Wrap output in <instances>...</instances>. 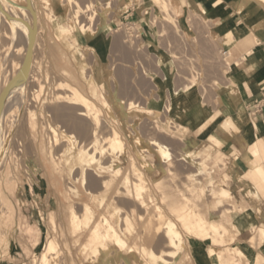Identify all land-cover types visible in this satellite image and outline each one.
Returning a JSON list of instances; mask_svg holds the SVG:
<instances>
[{
	"label": "bare ground",
	"instance_id": "1",
	"mask_svg": "<svg viewBox=\"0 0 264 264\" xmlns=\"http://www.w3.org/2000/svg\"><path fill=\"white\" fill-rule=\"evenodd\" d=\"M115 1L125 2L126 7L122 9L123 11H126L132 3V0H107L104 1L105 3L102 0H0V56H3L4 60L9 58L11 61L10 66L9 63L7 64L9 67L6 65L8 73L10 71L9 75L4 74L6 76L4 87L8 86L5 90V98L6 103L10 99L14 102L15 108L19 107L20 114V122L13 130L14 133L6 137L1 130V125L7 119L6 121H10V127L15 126L14 109L9 108L10 111L2 113L0 110V175L3 172L1 169L6 165L5 158L12 144L20 149L22 157L36 150H30V148L37 144L39 138L37 127L41 123L46 125L47 135L44 134L50 142L52 141V146L49 145L50 148L47 151L48 159L53 166L52 172L50 171L51 182H49L59 191L61 200L68 204L72 233H76L80 226L85 224L87 236H89L88 244L94 249L95 254L104 253L103 264H113L114 255H111L108 239H111L120 249L117 263L121 259L123 264H141L143 260L144 264H175L176 257L184 244L183 236L193 237L202 242L209 241L208 254L211 257L216 255L220 264H240V261L236 259L231 261L228 256L230 251L236 252L241 258L247 256L241 246L230 247L234 236L232 228H237L232 221L233 213L240 214L244 206L235 200L232 189L227 186L231 179L230 172L225 170L228 155L221 149L239 153L246 149L243 160L248 164L249 169L244 173V177L254 185L258 193L264 196V134L261 132V125L253 120L248 108L249 96L259 92L258 86H263L264 82L256 84L260 81L254 78V72L258 70L257 63H253L248 68L253 71L251 76L254 81L247 79L236 82L235 75L237 72L235 66L246 61L261 43L257 41L254 32L245 31L239 27L238 22H233L229 18L230 13L223 6L224 0H216L210 4V10L213 12L207 8L208 0H200L199 10L204 13L209 11L212 16L220 15V18L217 15L219 19L217 18L218 20L214 23L219 30H209L208 38L214 41L213 44L217 49L224 47L223 43L230 47L229 50L219 52L214 45L210 46V49L212 47L215 52L218 51L217 54L214 53L215 56L218 55L217 57L213 55L216 59L218 58L215 60L220 68L217 77L219 80L226 78L228 81H225L228 83L224 84L220 81L222 82L220 84L218 80H215L212 85L209 82L214 90H218L216 103L212 101L213 99L210 100L217 105L213 108L212 103H206L209 101L206 96V102L202 99L204 91L211 92L207 91L211 89L204 81L206 68L201 65L202 62L194 65L191 61L192 65H189V61L188 63H184L185 60L179 62L173 59L175 56L168 57L158 53V59L155 60L156 67L164 73L165 77L174 76V68L177 65L176 63L174 65V61L184 63H182L183 69L181 68L183 83L180 82L183 89L181 94L175 93L174 100L177 108L174 110V116L182 119L188 113L193 115L192 128L180 123L167 126V113H172L173 103H169L168 99L165 109L160 107L162 99L161 96L153 97V94H157L158 91L155 88L153 90L152 83H147L152 86L151 94L146 90L144 91L148 94L140 93L144 88H148L145 81H154L151 70L149 71L150 66L147 69V63L140 64L141 57L136 58L140 59V63L130 56V59L135 62L121 57L116 58L117 56L113 62L110 59L113 65H119L116 76L113 75V71H109V77L114 80V84L111 85L100 75L101 58L95 48H82V45H76L87 32L90 40L100 30L119 31L118 27L122 26L117 20L120 6ZM136 1L144 17L149 16L151 10L152 12L154 10L153 13L156 16L152 15L155 18L161 17L164 20L161 21L165 22L166 18L163 19V12H165V15L168 14L167 22L174 24L171 25L172 28L173 26L178 28V34L183 31L187 36L189 35L187 34L189 25L185 21L184 14L186 0ZM227 1L232 2L233 8L242 13L243 19L256 30H264V0ZM106 12L115 13L111 23L101 18V15ZM222 13L224 15H221ZM155 22L154 20L153 24ZM167 22L163 25H167ZM203 23L206 24V22ZM113 24L114 27H112ZM149 24L151 25L152 21ZM51 29L54 30V35ZM125 32L124 35L127 36ZM118 34L114 36L118 38ZM163 34L161 36H164ZM216 35H219L217 38L221 39L220 42L217 41ZM128 38L118 42L116 40L117 51L124 55L135 50L136 46L137 54L141 52L144 47L135 41L132 43L135 42L138 45L129 44ZM185 38L187 40V37ZM197 47H200V44ZM90 55L92 58H87ZM126 57L128 58L127 55ZM71 58L76 61L80 59L82 62L81 78L71 71L72 68L64 65L69 64ZM87 59H92V62L88 63ZM50 60L56 63L57 68L45 72L44 63H50ZM152 64L151 62L153 67ZM88 66L95 71V74L87 72ZM139 67L142 75L139 73ZM242 70L246 76L249 75V70L244 67ZM138 74L145 82L143 85L146 84L143 89L139 86ZM217 77L215 76L214 79ZM173 79L175 81V78ZM178 86L176 83V88ZM139 87L142 89L140 92H138ZM235 87L240 96L238 103L230 96V91ZM125 93L126 95L131 93L134 97H125ZM234 108L235 113L229 114ZM221 117L226 118L225 122L215 128V123ZM192 129L196 131V135L207 134L208 136L209 143L197 153L198 161L194 157L195 152L187 148L190 143L196 145L198 142V139L191 137L188 139L185 136ZM193 135L196 137L195 134ZM211 144L219 148L215 155L212 153ZM15 146L12 149H15ZM12 151H10L11 154ZM19 157L22 158L20 155ZM23 160L22 158V162ZM210 160H213L215 166L223 172L218 181L203 184L206 177L203 178L200 175L199 169L195 168L196 171H194L192 168L199 165L207 172L205 176L210 175V171L213 170L209 166ZM15 165H17L16 162ZM181 169H185L187 173L183 174ZM181 173L182 176L185 175L184 178L181 177ZM3 178L2 181H6ZM9 179L7 178V181ZM29 181L30 190L34 192V183ZM2 190L3 188L0 187V221L6 210L4 206H12H9V199L5 197L6 194L4 195ZM248 215L250 216V213ZM27 231L31 236H36L32 226H28ZM250 231L256 232L255 236L251 237L252 244L264 241L263 225H252ZM1 232L3 230L0 229V234L4 237ZM127 236L134 239L132 244L128 242ZM154 237H159L157 239H161L160 242L164 241V246L160 243L164 248L160 244H158L160 249H155V245L153 248L150 247L149 242ZM2 241L0 238V257H3ZM46 245L47 251L40 255L39 264H53L55 257L52 255L58 254L57 240L51 239ZM124 251L135 254V263H132L131 257ZM185 256L188 254L180 256L183 258L179 259V264H195L194 260ZM252 264H262L260 253H256Z\"/></svg>",
	"mask_w": 264,
	"mask_h": 264
},
{
	"label": "rangeland",
	"instance_id": "2",
	"mask_svg": "<svg viewBox=\"0 0 264 264\" xmlns=\"http://www.w3.org/2000/svg\"><path fill=\"white\" fill-rule=\"evenodd\" d=\"M104 1L106 2L107 0H102V2H104ZM186 1L187 2H186V7L184 8V11H185L184 14L186 17L185 21H187V24L189 25L188 33H187V34H189L188 36L183 31H182L183 33L180 32L181 34L180 33L178 34V31H177L178 28L176 26H173V28H172L171 25H174V24H172V23L170 24L169 22H167V20H166L167 16L166 15H168V14L165 15L164 14L165 12H163V19H165V18L166 19H165V22H162L164 20H162L161 17H159V18L154 17V16H156L153 13L154 10H153V12L151 10L149 16L144 17V15L140 12L139 4L137 3L136 0H132L131 4L133 6H131V4H129L126 11L122 10L123 8L126 7V4L124 1L123 2L122 1L121 2L115 1V3L118 6H120L119 10H118L119 14L117 15V20H119V23L122 24V26L120 25V27H118V28H120L119 29L120 32L118 31L119 34H118V32H114V30L113 31H110L109 29L100 30L94 38H91L89 40V34L87 32V33L83 34V38L81 40H79L76 45H78V46L82 45L83 46L82 48H88V47L89 48L90 47L95 48L96 53L101 58V74L100 75L103 79L109 81V83L111 85L114 84V80L112 77H109V71L110 70L113 71V73H114L113 75L116 76L117 71L119 69V65H117V64L113 65V63H111L114 61V58L116 56H117L116 58L121 57L124 60L127 59L130 62H135V61H133V59L136 60L137 62H139V60L141 59L140 60L141 63L139 62L140 64L146 65V63H147L146 67H148L147 69H149V66H150L149 71L151 70V73H152L151 75H152L154 81L153 82L152 81L151 82L145 81V82H146V84L152 83L151 85L154 86L153 90L155 88V90L158 91L157 94L155 93L156 96L153 94V97L161 96L162 102L160 104V107H163V109H165L164 107L166 104H168V102L173 103L172 113H167L168 120H167L166 125L172 126L174 123H180V124H183V125H186V126H189L190 128H192V121H193L192 113H188L182 119H178L174 116V114H175L174 110L177 108V105L175 104V100H174L175 95H176L175 93L179 92V94H181L182 89H183V85L180 86V84L183 83V78L181 79V76H183L181 68L183 69V64L188 63V61H189V63H188L189 65H192V64L197 65L198 63L202 62L201 65H203L204 68H206L205 69V73H206L205 79L206 80H204V81H205V83H208L207 86H208V88L211 89V90H207V91H211L210 93H208L206 91H204L203 93L201 92L202 97H203L202 99L206 102V98H208L209 101L207 100L208 102H206V103H212V101L215 102L216 101V94H217L218 90H214L212 88L213 87L212 86L213 81L218 80V82L220 84H222V82H220V81H223V83L225 84V83H228V82H226L228 80L226 78H223V80L222 79L219 80V77H217V76H219L218 72L220 73V70H219L220 68L217 65L218 63H216V60L218 58L217 59L215 58L218 55L215 56L214 53L217 54L218 51L220 52L223 50H229L230 47L225 45V43H223L224 47H221L222 49L221 48L217 49L216 46L213 44L214 41L212 42V40L210 41V39L208 38V36H209L208 31L209 30H211V29H214L215 31L219 30L217 25H214V23H215V21H217L220 18V15L217 14L219 17L218 18L216 14H215L216 16L215 15L212 16L209 11L204 13L201 10H199L198 2L200 0H186ZM214 1H216V0H208L209 4H208L207 8L209 10L211 9L210 4H212V2H214ZM252 3H255V2L252 1ZM223 6H226L228 8V11L230 10L229 11V13H230L229 18L233 22H238V24H241L239 18L237 17V14L240 12L236 11L233 8V3L229 2L227 0H224ZM233 10H235L237 12V14H233L231 12ZM211 12H213V11H211ZM110 13H111V15H110ZM110 13L109 12L103 13L101 15V18H105L109 23H111L113 21V16L115 15V13L114 12H110ZM166 13H168V12H166ZM169 13H172V12H169ZM195 13H196V15H195ZM221 15H224V14L222 13ZM107 16H109V17H107ZM191 16H192V18H191ZM153 19L156 21L155 24H153V22H154ZM151 21H152L153 26H152V24L151 25L149 24V22H151ZM157 21H160V22H157ZM147 22H148V24H147ZM166 22H167V25H165L166 28L168 27L170 29H166L165 26L163 25V24H166ZM203 22H206V24ZM123 25H124V27H123ZM112 27H114V24L112 25ZM159 27H161V28H159ZM174 27H175V29H174ZM125 29H126V32H125ZM164 29H166V30H164ZM122 30H124V31H122ZM167 30H168V32H167ZM174 30H176V31H174ZM162 31H163V33H165L166 35L168 34V35L167 36L164 35L162 33ZM246 31L250 32L248 30H246ZM51 32L54 35L53 29H51ZM121 32H123V33H121ZM124 32L129 38L124 35ZM113 33H115V34H113ZM116 34H118L117 35L118 38H116V36H114ZM162 34L164 36H161ZM182 34H184V35H182ZM113 36L115 38H113ZM202 36H204V37H202ZM185 37H187V40ZM217 37H219V35H216V38ZM256 37H257V35H256ZM126 38H128L131 41V42L128 41L129 44H134V45L140 44L142 47L146 48L145 51H144V48L141 49V52L140 51L138 52V54H140V55H138L137 51H136V49H137L136 46H135L136 49L134 48L135 50H131L130 52H128L124 55L120 51H117L118 49L116 48V43L118 41H122L123 39L126 40ZM194 39L195 40L197 39L196 42ZM111 40H112V42H111ZM116 40H117V42H116ZM133 41H135L138 44H135V42L132 43ZM217 41L220 42L221 39L217 38ZM257 41L261 44H259L257 49H255L256 53L252 57L257 56V57L263 58L264 57V41H260L258 37H257ZM173 42H175V43H173ZM186 44H187V46H186ZM189 44H191V45H189ZM197 44L198 45L200 44V47H197L198 46ZM134 45H133V47H134ZM202 45H205V46H202ZM212 45H214L215 46L214 48H216L218 51L216 50V52H215V50L212 48L213 47ZM210 46H212L211 47L212 50L210 49ZM133 51H135L136 53ZM170 52H172V53H170ZM174 52H176V53H174ZM180 52H181V54H180ZM206 52H208V53H206ZM134 53H135V55H134ZM144 53H146V54H144ZM151 53H154V54H151ZM158 53H163L168 57L169 56L170 57H172V56L176 57L177 56L176 58H178V59H176L175 57L173 59H175L176 61H179V62H180V60L181 61L185 60L184 63L182 62L183 64L177 63L176 61H174V65H175V63L177 65H175L174 76L172 78L165 77L164 73L162 71L160 72V70L157 69L155 60L158 59ZM141 54H142V56H141ZM209 54H210V56H209ZM126 55L128 56V58L126 57ZM133 55L135 57H133ZM124 56L126 58H124ZM129 56L133 59H130ZM152 56H154V58ZM178 56L180 57V59ZM137 57H139V58L141 57V58L136 59ZM142 57H143V59H142ZM208 57H210V58L213 57L214 59L213 58L212 59L214 60L215 63L212 61V59H210ZM87 58H92V57L90 55ZM4 59L5 58H3V56L2 57L0 56V96L2 95L0 97L1 98L0 99V110L2 113V112L10 111L11 109H14L13 110L14 120L16 121L14 123L15 126H11V127H10L11 124H9L10 121H6L7 119H5L4 122H2L1 130L4 133V136L7 137V135L13 134L14 133L13 130H15L17 128L18 122H20L19 121V119H20L19 115L20 114L18 111L19 107L15 108L13 101H11L9 99L10 102L8 101L6 103L7 99L5 98V93H6L5 90L7 89L8 86L5 85V87H4V84H5L4 78H6V76L9 75V73H10V71H9V73L7 71L8 70L7 64L9 63V66H10L11 61L9 58L7 60H4ZM110 59H111V62L109 61ZM144 59L146 60V62H144L145 61ZM247 59L248 60H246V61H242V64L240 63L239 66H235V71H237L235 74L236 75V82H241V81H244L247 79L248 80L251 79L250 81H254L252 79V76H251L253 74V71L248 69L253 65V63L247 64V63L251 62V60H250L251 57L250 58L247 57ZM91 60L87 59L88 63H91L92 62ZM210 60H211V62H210ZM191 61H193L192 64H190ZM109 62L112 66L109 64ZM151 62L153 63L152 64L153 67L151 66ZM50 63H51V65H50ZM50 63L49 62L44 63V66H45L44 71L45 72L52 70L53 68L54 69L57 68L55 62L53 63V61L50 60ZM257 64H258V69H259L260 64L259 63H257ZM64 65L67 66V68H72L71 71L73 73L77 74V76H79L80 78L82 77V74H81L82 62L80 61V59L78 61H76V60H73L71 58L70 63L64 64ZM90 66H91V64H90ZM90 66L87 67L88 68L87 72H89V74H95V71L91 70ZM242 67L249 70L248 71L249 75H247V76L245 75V73L242 71ZM5 68H7V69H5ZM176 68L179 69L180 71L177 70ZM140 69L141 68L139 67L138 68L139 73H140V71L142 73V70H140ZM214 69H217L219 71H217V70L215 71ZM2 70H3V72H2ZM157 70H159L161 75L159 74V72ZM211 70H213L214 72H217V74L213 73ZM4 74L6 76H4ZM140 74H138L137 77H140L139 86H142V89H143L146 84L143 85L145 82H143L144 80L141 79L142 76H139ZM176 74H177V78H176ZM212 76H213V78H212ZM215 76L217 78L214 79ZM178 77H180V78H178ZM222 77H223V75L221 74V78ZM173 78H175V81ZM178 80H180V81H178ZM257 80L258 79H256V81ZM260 82H264V80H260L259 82H256V84H259ZM140 83H142V85H140ZM176 83L179 85L178 88H176ZM150 84H147L148 86L146 85V87H148V88H144L143 92L141 91L142 90L141 87H139L138 92L141 91L140 93H143V94H148V93L151 94L153 91L151 92L152 86ZM149 85L151 88L149 87ZM210 85H211V87H210ZM263 86H258L259 92L253 93L248 98L249 111L252 115L253 120H255L257 123H260V121H261L260 114L264 113V88H263ZM144 90H146L148 93H146ZM131 93H127L128 95H126V93H125L124 96L125 97H127V96L134 97L133 95H131ZM213 93L215 94V96H212V95H214ZM205 96H206V98H205ZM230 96L234 99V101H236V103L239 102L240 96L238 94L237 87H235L234 89H232L230 91ZM214 97H215V99H214ZM211 99H213V100L210 102ZM167 100H168V102H167ZM215 103L211 104V106L213 108L217 107V105ZM9 108H11V109L8 110ZM235 111L236 110L234 108V109H232V111L229 114H231V113L234 114ZM17 117H18V119H17ZM225 120H226L225 117L219 118L217 120V122L215 123V128H217L221 123H224ZM45 126L46 125H43L41 123L38 124L37 131L39 133L37 132V134H38L39 138L37 140V144L34 147L30 148V150L36 149V150H32L33 152L31 151L33 154L30 152V154H32V155H30L28 153L26 156L22 157V154H20V152H21L20 149L18 147L16 148V146L14 144H12L10 146L11 149H9V152L5 158V162H6L5 164L6 165L1 169V171H3V172H1L2 176L0 175V184H2V183L3 184L0 185V187H1V189L3 188L2 191H4L3 192L4 195L6 194L5 197L7 196V199H9L8 200L10 203L9 206L12 205L13 208H12V206L11 207L4 206L5 207L4 209H6L7 211L5 210L3 212V215H2L1 221H0V223H1L0 229H1V231L3 230V232H1V233L4 234V237L2 234H0L2 236V237L0 236V238L3 240L1 242L2 243L1 251L3 252V257L2 256L0 257V264H39L40 263L39 262L40 255L47 251V248H46L47 245L46 244L51 239L57 240V242H58L57 249L59 248L58 250H56V252H58V254H57L58 256L56 255V253L55 254L53 253L54 255L51 254L53 257H55V262L53 264H64V263L65 264H89V263L90 264H103L102 262L104 260V253L98 252L95 254L94 249L88 244L89 243L88 242L89 236H87V230H86L87 228H86L85 224L81 225L80 229L76 233H72V227L70 226L68 204L65 201L61 200V198L59 197L60 196L59 191L54 189L51 186L52 184L50 183L51 182L50 171L52 172L53 166L48 159L49 152H47V151H49L50 147H48V146L51 145L52 141L50 142V140H48L49 138H47V136H46L47 135V129H45L46 128ZM10 129H11V131H10ZM44 130L46 132H44ZM68 132H71V130H68ZM195 132L196 131H193V129H192V131L189 132V134H186L185 136H187L188 139H190V137L198 139V142L196 145H193L190 143L187 147L189 150H192L193 152H195L194 157L197 158V161H198L199 155L197 153L200 152L203 149V147L206 144H208L209 142H208L207 134L196 135ZM44 133H46V135ZM193 134H195L196 137H194ZM48 142H50V144ZM13 145L15 146V149H17V150L12 149L14 147ZM211 145H212V149H211L212 153L215 155L219 148L217 146H215L214 144H211ZM8 146H9V144H8ZM11 150H13L12 154L10 152ZM221 150H222V152H224L228 155V158H226L227 167L225 168V170L230 172L231 179L229 180L227 186L232 189V192L234 193L235 200H237L240 205L244 206V209L242 210L243 212H241L240 214L233 213V220L232 221L237 226V228H232V234L234 236H233V240H231V242H230L231 243L230 247H234L237 245L241 246L244 249V251L246 252L247 256L244 258H241V257H238L236 252L230 251V254L228 257H229V259H231V261H232V259H233V261L235 259H236V261H240V264H252L254 262V257L256 255V253H260L262 264H264V257H263L264 256V241L261 243H258V244H252L250 242L251 237L255 236L254 234H256L255 231H253V232L250 231V227H252V225H255V226L263 225L264 226V196H262L260 193H258L257 190L255 189L254 185L244 177V173L249 169L248 164L246 162H244V160H243L244 154L246 153V149L241 153H239L237 151H227L224 148H222ZM14 152H15V154H13ZM28 152H29V150H28ZM18 153L24 159L23 162H22V158L19 157ZM36 154H37V156H36ZM38 155L40 158L39 161H38V159H39ZM194 157H191V158H194ZM35 158H37V159H35ZM6 159L8 161H6ZM17 159H18V161H17ZM12 160H14V161H12ZM15 162L17 165H15ZM22 163H23V165L25 164L24 165L25 167L22 165ZM209 166H211V168L213 170H211L210 173L208 172L210 175H207V176H205V173H207V172H205L202 169V167H200L199 165H196V167L192 168L194 171H196V169H199V171H200L199 173H201L200 175L203 178L206 177L203 180V184H205L209 181H214V182L218 181L221 177V175H220L221 172H223L222 170H220V168L218 166H215L213 160L209 161ZM42 170H43V173H42ZM48 170H49V172H48ZM44 171H46L47 174ZM183 171H185V169H183V170L181 169V172L183 174L187 173V171H185V172H183ZM182 173H181V177L184 178L185 175H183L184 176L183 177ZM1 177L2 178L4 177L3 180L6 179V181H2ZM57 177H58V175H57ZM234 177H237V178H234ZM7 178L8 179L10 178V179L7 181ZM28 179L34 183V188H35L34 192H32V190H30L31 186L29 184L30 181ZM9 181H11V182H9ZM6 184L7 185L12 184V185H10L11 188H9L10 186H7ZM6 187H7V189H6ZM247 189L249 190V192ZM245 192L246 193L248 192V193L246 194ZM247 195H248V197H247ZM57 199L59 201H57ZM18 201H19V203H18ZM95 209H97V208H95ZM5 212H7V213H5ZM216 213H218V212H216ZM248 213H250V216L248 215ZM217 217L219 218L218 214L216 215V218ZM59 225H61L60 228H59ZM28 226L33 227V229L36 232V236H31L30 233H28V231H27ZM82 226H83V229H82ZM60 233L61 234L63 233L64 236L63 235L61 236ZM183 237H184L183 241H184L185 245L183 244L184 247L182 246L181 252H179V254L177 255L175 264H179V262H180L179 259L183 258L180 256H184L186 253L188 254V256H185V257H188L189 259L194 260L195 264H220L216 255L211 257L208 254V247L210 246L209 241L202 242V241L197 240V239L195 240L193 237H189V236H183ZM157 238H159V237H157ZM157 238L154 237L149 242L150 247L153 248V245H155V247H154L155 249L156 248L160 249L159 245H158L160 243H163L162 245L164 246V241L162 240L163 242H160L161 239H157ZM127 239H128V242L131 244L134 242V239L131 236H127ZM154 240H156L157 243ZM158 241H159V243H158ZM107 243H108L110 251L112 252L111 255H114L113 259H112L113 264H116L117 263L116 260L118 258V254H119L120 249H118L119 247L111 239H108ZM156 245L158 247H156ZM255 245H257V246H255ZM163 246H162V248H164ZM115 251H116V253H115ZM117 251H118V253H117ZM90 252H91V254H90ZM125 253L129 257H131L132 263H135V254L134 253L132 254L130 252L129 253L125 252ZM91 256L92 257L95 256L96 258L95 257L92 258ZM88 257H89V259H88ZM94 258L96 260H94ZM188 258H186V260H188ZM57 259H58V261L61 260L60 261L61 263L58 262ZM87 260H90V261H87ZM120 260L118 261L117 264H123L122 261H120ZM143 262H144V260H143ZM143 262L141 261V264H144Z\"/></svg>",
	"mask_w": 264,
	"mask_h": 264
},
{
	"label": "crops",
	"instance_id": "3",
	"mask_svg": "<svg viewBox=\"0 0 264 264\" xmlns=\"http://www.w3.org/2000/svg\"><path fill=\"white\" fill-rule=\"evenodd\" d=\"M226 9H228V8L226 7ZM231 12L233 14H237V12L235 10H233ZM237 17L239 18V20L241 22V24H239V27L240 28L245 29V31L248 30V31L254 32L257 35V37L259 38L260 41H264V30H256L250 23H248L247 21H245L243 19L241 13H238L237 14ZM255 53L256 52H254L251 56H248L249 58L251 57V59H250L251 62H249L247 64H250V63H259L260 64V68L254 72V78L255 79H258V80H264V57L263 58L262 57H257V56L252 57ZM260 117H261V121H260L259 124L261 125V132H262V134H264V113H261L260 114Z\"/></svg>",
	"mask_w": 264,
	"mask_h": 264
}]
</instances>
